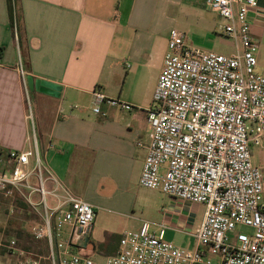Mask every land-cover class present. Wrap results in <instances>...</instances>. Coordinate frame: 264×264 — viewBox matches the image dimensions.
<instances>
[{"label":"crops","instance_id":"0c3cea01","mask_svg":"<svg viewBox=\"0 0 264 264\" xmlns=\"http://www.w3.org/2000/svg\"><path fill=\"white\" fill-rule=\"evenodd\" d=\"M16 1L12 25L7 0H0V155L33 149L35 142L47 169L45 187L53 189L55 179L94 207L90 233L73 253L112 256L123 232L138 231L143 220L153 231L165 224L166 240L196 249L205 206L140 186L147 111L169 32L184 33L192 45L233 40L220 31L225 20L204 0ZM248 22L258 44L256 71L264 75V0H258ZM95 90L132 109L103 103L106 115L95 114ZM259 167L264 177V165ZM3 262L16 264L7 255Z\"/></svg>","mask_w":264,"mask_h":264},{"label":"built area","instance_id":"2783aa9c","mask_svg":"<svg viewBox=\"0 0 264 264\" xmlns=\"http://www.w3.org/2000/svg\"><path fill=\"white\" fill-rule=\"evenodd\" d=\"M204 5L225 20L220 31L235 41L236 51H207L190 44L184 33L169 32L147 111V155L139 181L145 189L205 206L195 233L198 247L180 248L165 239V224L153 231L143 220L138 231L123 232L112 256L97 260L73 253L90 233L94 207L55 179L53 189L45 187L47 169L34 142L33 149L0 155V199L18 196L42 207L33 237L45 241L47 256L21 249L12 238L0 241V264H8L3 252L16 264H264V177L252 155L253 148L264 150V75L256 71L258 44L248 22L258 0H204ZM17 70L24 82L21 63ZM103 103L132 109L93 91L95 114L106 115Z\"/></svg>","mask_w":264,"mask_h":264},{"label":"rangeland","instance_id":"374dc122","mask_svg":"<svg viewBox=\"0 0 264 264\" xmlns=\"http://www.w3.org/2000/svg\"><path fill=\"white\" fill-rule=\"evenodd\" d=\"M216 36V35H215ZM201 49L216 52L219 54H231L234 52L233 40H228L224 37L217 38L210 45H196ZM253 163L257 166L264 165V151L260 148H254L252 150ZM32 183L36 185V180L32 179ZM48 203L53 202L48 198ZM33 201L37 203L39 197L33 196ZM42 213V207L36 206L33 208L26 204V202L15 196L13 199H0V241H7L9 239H15L18 247L31 251L39 256H47V248L45 241L34 240L33 229L36 226L41 225L39 214ZM62 240L64 238L62 237ZM6 257L4 252L2 253L1 259ZM92 258L101 260L97 256ZM45 264H48L46 260H43Z\"/></svg>","mask_w":264,"mask_h":264},{"label":"trees","instance_id":"16d2710c","mask_svg":"<svg viewBox=\"0 0 264 264\" xmlns=\"http://www.w3.org/2000/svg\"><path fill=\"white\" fill-rule=\"evenodd\" d=\"M7 5H8V10H9V14H10V18H11V23L13 25L14 20L17 19V17L15 16V14L17 15V1L16 0H7ZM18 16V15H17ZM34 239V237H33ZM35 240V239H34Z\"/></svg>","mask_w":264,"mask_h":264},{"label":"water","instance_id":"95a60500","mask_svg":"<svg viewBox=\"0 0 264 264\" xmlns=\"http://www.w3.org/2000/svg\"><path fill=\"white\" fill-rule=\"evenodd\" d=\"M41 84L45 87H48V88H53V89L59 88L58 86L51 84V83H47V82H41ZM86 242H87V240H86Z\"/></svg>","mask_w":264,"mask_h":264}]
</instances>
